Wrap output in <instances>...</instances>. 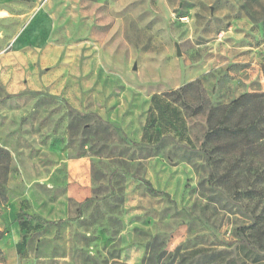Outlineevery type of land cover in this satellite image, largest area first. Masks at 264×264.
I'll return each mask as SVG.
<instances>
[{"label":"rangeland","instance_id":"374dc122","mask_svg":"<svg viewBox=\"0 0 264 264\" xmlns=\"http://www.w3.org/2000/svg\"><path fill=\"white\" fill-rule=\"evenodd\" d=\"M258 143L264 0H0V264H264L217 185L252 207Z\"/></svg>","mask_w":264,"mask_h":264},{"label":"trees","instance_id":"16d2710c","mask_svg":"<svg viewBox=\"0 0 264 264\" xmlns=\"http://www.w3.org/2000/svg\"><path fill=\"white\" fill-rule=\"evenodd\" d=\"M168 110L171 112L172 119L167 117ZM155 121L160 122H171L172 124H185V119L183 117L182 111L176 107H172V105L162 104V96L156 95L153 99V104L148 116V125H146L143 133V141H159L161 140L163 132L158 129H151V126ZM175 129V127H172ZM178 128V127H176ZM0 152H3L0 149ZM254 152V157L256 158L253 161V168L254 173L252 175V190L249 194L250 203L252 207L247 209H242L241 201H239V197H235L234 195H238L237 189H233L230 187L229 179L232 176V171L227 172L226 174L220 176L217 180V185L221 187V191L224 192H231L229 194L228 199L233 201L232 207L236 208L234 213L239 214H249L248 223L243 226L237 228L236 236L243 241L250 245L255 250H264V145L261 143L255 144L250 148L246 149V153ZM244 159V158H243ZM243 159L238 163V166H241V162ZM258 162V163H256ZM233 177V176H232ZM234 182L236 181L233 177ZM150 188L156 192L161 193L152 188L150 182H147ZM239 185V184H237ZM234 196V197H233ZM235 210V209H234ZM22 216L16 218L18 222H21L22 227H26L27 223L22 219ZM3 238V232L0 231V240ZM209 250L204 248H196L193 250H182L181 247H177L174 251L170 252L166 258H163V255H158L155 257L154 263L155 264H191L199 258L205 256ZM2 249L0 248V253H2ZM113 264H121L115 262Z\"/></svg>","mask_w":264,"mask_h":264},{"label":"water","instance_id":"95a60500","mask_svg":"<svg viewBox=\"0 0 264 264\" xmlns=\"http://www.w3.org/2000/svg\"><path fill=\"white\" fill-rule=\"evenodd\" d=\"M135 69H136V66H135Z\"/></svg>","mask_w":264,"mask_h":264}]
</instances>
